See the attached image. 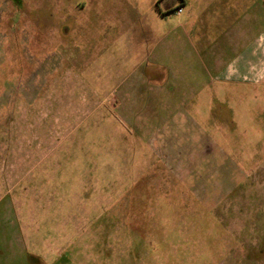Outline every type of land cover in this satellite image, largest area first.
<instances>
[{
  "label": "rangeland",
  "instance_id": "rangeland-1",
  "mask_svg": "<svg viewBox=\"0 0 264 264\" xmlns=\"http://www.w3.org/2000/svg\"><path fill=\"white\" fill-rule=\"evenodd\" d=\"M187 1L0 0V264H264V16Z\"/></svg>",
  "mask_w": 264,
  "mask_h": 264
},
{
  "label": "crops",
  "instance_id": "crops-1",
  "mask_svg": "<svg viewBox=\"0 0 264 264\" xmlns=\"http://www.w3.org/2000/svg\"><path fill=\"white\" fill-rule=\"evenodd\" d=\"M234 1L235 0H231L232 7L235 9H240L241 13H243L244 10L246 9V0H236L235 3H234ZM251 1L252 0H248V3H247L248 4V10H247L248 12L247 13H249L250 15L258 16V18H260L261 16H264V0H258L259 5L254 3L256 5V6H254V8H255V9H253L254 11L250 10ZM187 2H188L187 0H182L180 7H177V9H176V12H180L181 8L186 6L185 3H187ZM166 13H168V12H166ZM247 16H249V15H247ZM253 24H254V27L260 28L261 32L259 33V35H257V36H259L258 38H256L253 41H250V43H247V44L243 43L244 39H243L242 34H238V36L236 35V37H238L237 41L233 37L234 35L232 33L228 34L225 32L224 33L220 32V34L218 36L217 35L215 36L213 41H217L218 39H220V40L225 39V42H234V41L240 42L239 45L242 48V50H240V52L241 53L243 52V53H242V57L241 56L238 57L239 59H237L238 61H237L236 66L229 65L227 68L221 69L220 63H218L219 65L215 64L214 66H216V68H218V73L215 74L214 79H219V78H224V79L234 78V79H236L237 78V79L241 80L247 76H255V74L257 73L256 70H258V68H260L263 65L262 61L264 60V57H263L264 40H261L260 43H258V40L260 39L261 34H264V21L261 22V20L256 19L255 21H253ZM226 37H228L229 39H227ZM241 43H243V44H241ZM255 50H258V51H255ZM212 60L216 61L214 58ZM235 72H238L239 75L235 76L234 75ZM158 77L159 76L157 75V73H152V76H148L147 81H146L144 78V75H143L141 80H139V81L137 80V82H134L131 84V86L129 87V90H130L129 96L131 97L134 94H137L140 97V99H142L141 103H139V104H142V106H146L145 110L143 109V114H141L139 116V117H141L140 120L143 119V121H149V119L152 117V116H149L152 114V113L149 114V112H148L149 110H151L149 107L152 105H155L156 108L159 107V110H157V111H159V114L155 118H159V120L163 121V124L162 125H155L154 129H155L156 134H157V132H159V134L162 135V137H166L167 135L173 133L172 128L169 129L167 124L172 119V116L178 115V112L175 110H176V107L180 104V102H176L173 95L169 91L166 92L167 95L164 99H160V97H158V101H159L158 105L155 104L156 102L150 101L151 100L150 96L148 97L147 95L146 96L144 95V90H145L144 84L145 83L148 84V81L150 83V81H152ZM151 83H153V82H151ZM164 85L165 84H163V86H161V87H157L159 92L164 91V90H162ZM118 86H117V88L120 89L121 87H118ZM115 91H116V94L119 92L117 89ZM126 95H128L127 92H126ZM152 100H155V99H152ZM168 102H171L170 114H172V115H169V113H168L169 106L166 108V104H169ZM132 103H134V102H130L128 104L134 105ZM171 107H173V108H171ZM164 109H165V112H163ZM130 110H132V108H130ZM145 111H147V112H145ZM153 119H151L149 122H151ZM131 120H133V119H131ZM175 133H178V131L176 130ZM205 135H207V134L203 133L202 137H204Z\"/></svg>",
  "mask_w": 264,
  "mask_h": 264
}]
</instances>
